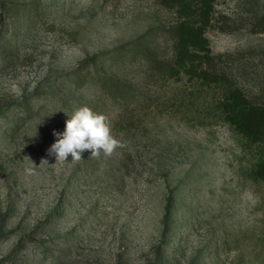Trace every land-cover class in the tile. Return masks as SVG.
Instances as JSON below:
<instances>
[{
    "label": "rangeland",
    "instance_id": "1",
    "mask_svg": "<svg viewBox=\"0 0 264 264\" xmlns=\"http://www.w3.org/2000/svg\"><path fill=\"white\" fill-rule=\"evenodd\" d=\"M234 89L264 105V0H0V264H264V142L227 121ZM83 106L125 147L57 162Z\"/></svg>",
    "mask_w": 264,
    "mask_h": 264
},
{
    "label": "clouds",
    "instance_id": "2",
    "mask_svg": "<svg viewBox=\"0 0 264 264\" xmlns=\"http://www.w3.org/2000/svg\"><path fill=\"white\" fill-rule=\"evenodd\" d=\"M56 141L48 150L56 161L66 162L82 160V153L91 152V157L98 158L103 152L106 157L113 156L117 149L124 148L125 144L112 133L108 117L94 112L90 107L83 106L74 111L66 120L62 133H54Z\"/></svg>",
    "mask_w": 264,
    "mask_h": 264
},
{
    "label": "trees",
    "instance_id": "3",
    "mask_svg": "<svg viewBox=\"0 0 264 264\" xmlns=\"http://www.w3.org/2000/svg\"><path fill=\"white\" fill-rule=\"evenodd\" d=\"M207 13L212 10L215 0H198ZM195 0H163L166 7L171 9L190 10ZM198 40L200 43L207 45V40L203 38V33H199ZM113 57V56H112ZM111 57V58H112ZM180 57L189 63V72L195 75V56L190 51V48L186 43H181ZM83 68H80L74 73L73 78L79 79L81 76L79 72ZM77 74V75H76ZM13 109L9 107L6 109L7 112H11ZM226 119L238 132L248 140L261 143L264 142V105H258L248 99L240 89L233 90V97L231 102H228L224 107ZM26 117L29 115V111L25 112ZM171 202L167 205V220L171 213Z\"/></svg>",
    "mask_w": 264,
    "mask_h": 264
}]
</instances>
